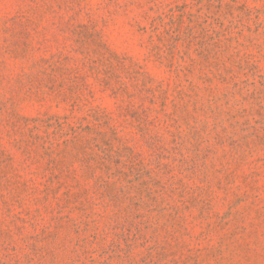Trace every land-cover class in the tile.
Wrapping results in <instances>:
<instances>
[{"label":"rangeland","instance_id":"374dc122","mask_svg":"<svg viewBox=\"0 0 264 264\" xmlns=\"http://www.w3.org/2000/svg\"><path fill=\"white\" fill-rule=\"evenodd\" d=\"M0 264H264V0H0Z\"/></svg>","mask_w":264,"mask_h":264}]
</instances>
